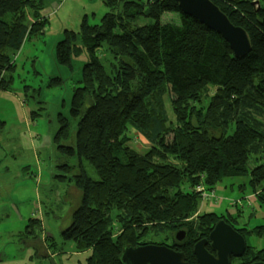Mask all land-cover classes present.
Wrapping results in <instances>:
<instances>
[{
  "label": "trees",
  "instance_id": "trees-1",
  "mask_svg": "<svg viewBox=\"0 0 264 264\" xmlns=\"http://www.w3.org/2000/svg\"><path fill=\"white\" fill-rule=\"evenodd\" d=\"M212 1L247 31L252 48L246 56L237 58L222 36L173 0H103L108 12L100 24H82L88 62L71 101L74 142L67 144L64 117L56 140L64 142V155L77 158L71 181L81 193L62 235L90 252L87 264H122L126 245L150 244L169 246L197 264L194 245L219 220L234 228L238 223L231 215L198 213L194 188L200 184L214 190L224 178L249 176L264 206V0ZM45 2L0 0V91L11 90L16 53L43 31ZM165 13L178 14L180 23L163 22ZM104 47L113 60L102 85L96 68H103ZM4 125L0 118V130ZM131 130L149 143L144 153L127 146ZM235 229L264 237V226ZM179 230H185L182 241L174 235ZM263 254L247 246L231 264L264 261Z\"/></svg>",
  "mask_w": 264,
  "mask_h": 264
},
{
  "label": "rangeland",
  "instance_id": "rangeland-1",
  "mask_svg": "<svg viewBox=\"0 0 264 264\" xmlns=\"http://www.w3.org/2000/svg\"><path fill=\"white\" fill-rule=\"evenodd\" d=\"M107 12L103 0H46L41 10L43 31L25 41L14 56L11 90L0 91V118L5 122L0 130V264H87L90 252L79 250L62 235L80 205L81 193L71 181L79 172L77 158L64 155L59 148L64 142L56 137L64 117L71 132L67 144L74 142L71 101L75 87L82 86L79 81L88 62L82 24L85 19L90 25L100 24ZM162 21L179 24L180 16L165 13ZM100 56L103 68L96 70L105 85L113 58L106 47ZM140 64L147 68L141 60ZM128 136L132 150L144 153L149 148L134 130ZM83 165L97 179L91 165L87 161ZM215 190L217 202H205L201 212L234 216L235 228L252 222L264 226V206L252 194L249 176L224 178ZM244 236L247 246L264 253V237Z\"/></svg>",
  "mask_w": 264,
  "mask_h": 264
},
{
  "label": "water",
  "instance_id": "water-1",
  "mask_svg": "<svg viewBox=\"0 0 264 264\" xmlns=\"http://www.w3.org/2000/svg\"><path fill=\"white\" fill-rule=\"evenodd\" d=\"M186 16L216 32L229 44L237 58L251 51V40L245 29L234 25L212 0H173ZM186 234L179 231L177 241ZM209 247V249H208ZM247 249L245 236L225 219L219 220L208 238L194 245L193 254L197 264H231L232 258L242 257ZM122 264H189L183 252L165 245H126L120 255ZM252 264H264L257 261Z\"/></svg>",
  "mask_w": 264,
  "mask_h": 264
},
{
  "label": "built area",
  "instance_id": "built-area-1",
  "mask_svg": "<svg viewBox=\"0 0 264 264\" xmlns=\"http://www.w3.org/2000/svg\"><path fill=\"white\" fill-rule=\"evenodd\" d=\"M195 191L199 194V208H198V213L201 212L202 206L204 205L205 202L207 201H212L214 200L217 202V197H216V190H206L203 184L197 185L195 188ZM239 202L234 201V204L237 205Z\"/></svg>",
  "mask_w": 264,
  "mask_h": 264
},
{
  "label": "crops",
  "instance_id": "crops-1",
  "mask_svg": "<svg viewBox=\"0 0 264 264\" xmlns=\"http://www.w3.org/2000/svg\"><path fill=\"white\" fill-rule=\"evenodd\" d=\"M234 206L238 207V204ZM230 214H234L233 211L230 210ZM252 225L257 226L254 222H252V224L248 225L249 226L248 228H252Z\"/></svg>",
  "mask_w": 264,
  "mask_h": 264
}]
</instances>
